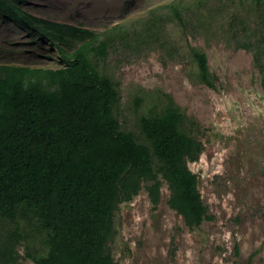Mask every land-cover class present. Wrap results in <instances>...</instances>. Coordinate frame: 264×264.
Returning a JSON list of instances; mask_svg holds the SVG:
<instances>
[{"label":"rangeland","instance_id":"obj_1","mask_svg":"<svg viewBox=\"0 0 264 264\" xmlns=\"http://www.w3.org/2000/svg\"><path fill=\"white\" fill-rule=\"evenodd\" d=\"M27 9L94 31V45L111 40L95 62L118 87L125 129L172 101L182 129L200 144L186 164L199 177L210 218L189 228L168 206L165 183L157 205L142 188L114 213L113 260L264 264V0H27ZM192 49L206 54L212 86L200 80ZM60 64L55 50L28 44L23 31L0 19V65ZM25 245L18 264H36ZM29 247L41 250L34 232Z\"/></svg>","mask_w":264,"mask_h":264},{"label":"trees","instance_id":"obj_2","mask_svg":"<svg viewBox=\"0 0 264 264\" xmlns=\"http://www.w3.org/2000/svg\"><path fill=\"white\" fill-rule=\"evenodd\" d=\"M0 19L28 44L55 50L61 63L0 65V264H18L22 243L36 264H117L108 251L115 211L142 188L157 205L163 183L186 226L210 218L186 164L200 144L182 129L172 101L141 116L135 130L121 125L118 87L95 62L107 56L110 39L94 45V31L38 17L27 0H0ZM192 55L200 80L212 86L206 54ZM33 232L40 251L29 247Z\"/></svg>","mask_w":264,"mask_h":264}]
</instances>
